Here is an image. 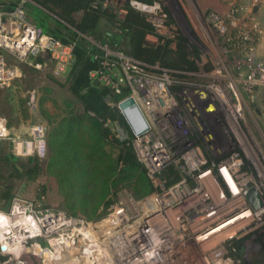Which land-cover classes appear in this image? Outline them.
<instances>
[{
  "label": "built area",
  "instance_id": "2783aa9c",
  "mask_svg": "<svg viewBox=\"0 0 264 264\" xmlns=\"http://www.w3.org/2000/svg\"><path fill=\"white\" fill-rule=\"evenodd\" d=\"M225 1L228 13L211 14L212 21L222 40L231 41L228 48L248 53L247 78L224 64L202 74L147 63L106 47L101 68L91 72L94 80L117 92L122 84L130 87L129 97L135 98L150 126L132 144L156 190L142 199L127 193L92 220L17 195L8 210H0V264H244L241 249L264 242V212L249 200L255 194L264 200V150L241 126L238 88L243 84L250 96L260 86L264 89V61L257 55L260 27L253 19L255 7L264 0L248 5ZM25 2L0 9V85L21 74L11 59L31 64L48 53L57 73L74 62L73 45L33 23ZM133 4L149 13L160 8ZM119 12L123 16L126 11ZM225 19L233 25L229 38L221 28ZM153 23L164 28L157 15ZM114 128L129 139L122 127L114 123ZM6 139L18 157L47 154L42 123L22 137L13 135L0 115V147ZM169 170L178 177L171 183L160 176Z\"/></svg>",
  "mask_w": 264,
  "mask_h": 264
},
{
  "label": "trees",
  "instance_id": "16d2710c",
  "mask_svg": "<svg viewBox=\"0 0 264 264\" xmlns=\"http://www.w3.org/2000/svg\"><path fill=\"white\" fill-rule=\"evenodd\" d=\"M19 1L0 0V9L14 8ZM131 1H124L126 13L122 16L119 7L106 0H26L24 6L33 23L74 47V62L65 82H60L71 97L64 101L59 114L43 108V101L49 98L41 103V114L47 122V125L42 123L48 145L46 165L37 155L16 156L10 139L1 143L0 202L3 205L0 203V210H8L12 199L20 195L14 193L18 182L35 181L49 167L64 196L66 212L88 219L99 216L114 189H126L135 199H142L156 190L132 144L135 134L119 108V103L131 94L130 87L122 84L117 92L101 82L96 83L91 72L101 68L100 60L105 55L103 47L147 63L159 62L171 69L196 70L197 66L190 59L186 39L181 35L161 36L157 43H150L147 38L157 34L155 26ZM34 59L45 61L43 56ZM3 111L7 112L5 117L10 129H17L24 123L22 117L15 114L13 105ZM114 123L129 135L128 140L119 138ZM12 134L28 137L30 131L27 135ZM160 176L167 183L178 178L171 170L163 171ZM32 200L50 206L42 198Z\"/></svg>",
  "mask_w": 264,
  "mask_h": 264
},
{
  "label": "rangeland",
  "instance_id": "374dc122",
  "mask_svg": "<svg viewBox=\"0 0 264 264\" xmlns=\"http://www.w3.org/2000/svg\"><path fill=\"white\" fill-rule=\"evenodd\" d=\"M124 1L106 0L107 3L117 5L119 9H124ZM133 1L137 0H132L131 4L140 10L136 4H133ZM208 1L213 0H153L152 3H144L148 6H160L159 9L153 11V13L151 12L152 14L143 12L148 15L152 23L154 15H157L162 20L164 27L159 29L156 27V23L154 26L157 34L149 35L148 41L157 43L161 36L175 38L177 35H181L186 39L189 57L194 61L197 66L196 70L200 73H209L216 67V64L219 66L224 64L228 71H234V73L239 71L242 77L247 78L251 72V69L246 64L248 53L243 49L228 48L232 47L231 41L227 40L225 42L222 40L218 24L212 21L211 14L224 17L228 13L229 8L225 14H219L211 9L206 10L202 5ZM244 21L248 22L249 18L244 19ZM221 25V28L225 30L224 38H226V35L229 38L233 25L226 19L224 22L222 21ZM175 44L173 42L172 46L175 47ZM261 60L264 61V59ZM9 63L17 67L21 74L11 84L0 85V115L6 119L5 114L7 112L3 111V108L8 110L9 105H13L16 111L15 114L22 117L24 123L19 128L10 130L17 134L27 135L34 124L44 123L47 125L45 117L41 114V103L45 98H49V100L43 101V108L53 114L62 112L64 101L71 95L60 82H65L70 68L57 73L55 63L52 60L36 62L33 59L30 64L11 59ZM37 63L41 66L36 67ZM253 70L256 71V76L258 77L259 72L257 69L254 68ZM203 78L205 79L206 77ZM260 87L256 89L255 94L250 96L245 92L243 84L238 85L242 108L241 126L249 139L253 143L256 142L264 150V89H260ZM26 116H28V119L24 118ZM117 134L121 140H124L121 134L118 132ZM47 157L48 149L46 156L40 158L43 160L44 165H46ZM14 193L20 194L26 199L42 198L45 204L65 210L63 207L64 196L50 167L48 171L45 170L35 181L27 182L24 179L23 182H18ZM127 193L129 192L126 189H114L106 200V204L101 208L99 216L94 219L102 217L113 203ZM0 203L3 205L2 202Z\"/></svg>",
  "mask_w": 264,
  "mask_h": 264
},
{
  "label": "water",
  "instance_id": "95a60500",
  "mask_svg": "<svg viewBox=\"0 0 264 264\" xmlns=\"http://www.w3.org/2000/svg\"><path fill=\"white\" fill-rule=\"evenodd\" d=\"M259 8V6L255 7V11ZM96 83H100L99 80H95ZM119 108L122 111V113L124 114L125 118L127 119L133 133L135 135H142L143 133L147 132L150 129V126L148 124V121L144 115V113L142 112L139 104L136 102L134 97H128L126 99H124L123 101H121L119 103ZM129 111H132L135 114V118L137 119L136 121H138V123H140L142 125V130L137 131L133 125V119L131 118ZM250 203L251 205L255 208V209H262L261 212H264V200L263 198L260 196V194H255L249 197ZM3 248H5V246H3ZM243 264V263H242Z\"/></svg>",
  "mask_w": 264,
  "mask_h": 264
},
{
  "label": "crops",
  "instance_id": "0c3cea01",
  "mask_svg": "<svg viewBox=\"0 0 264 264\" xmlns=\"http://www.w3.org/2000/svg\"><path fill=\"white\" fill-rule=\"evenodd\" d=\"M243 5H248L251 0H237ZM204 9H211L219 14H225L228 10V5L224 0H213L208 1L202 5ZM254 13V21L258 23L260 27V34L257 41V55L259 58L264 59V5L260 6ZM45 60H50L49 54L44 53L42 55ZM67 69H64L66 71Z\"/></svg>",
  "mask_w": 264,
  "mask_h": 264
},
{
  "label": "flooded vegetation",
  "instance_id": "af4514ba",
  "mask_svg": "<svg viewBox=\"0 0 264 264\" xmlns=\"http://www.w3.org/2000/svg\"><path fill=\"white\" fill-rule=\"evenodd\" d=\"M257 244L249 245L241 249L240 257L244 264H261L264 258V242L257 240Z\"/></svg>",
  "mask_w": 264,
  "mask_h": 264
},
{
  "label": "bare ground",
  "instance_id": "6f19581e",
  "mask_svg": "<svg viewBox=\"0 0 264 264\" xmlns=\"http://www.w3.org/2000/svg\"><path fill=\"white\" fill-rule=\"evenodd\" d=\"M129 114H130L131 118L134 120L133 125H134L135 129L137 131L142 130V125L140 123H138V121H136L137 119L135 118V114L132 111H129Z\"/></svg>",
  "mask_w": 264,
  "mask_h": 264
}]
</instances>
